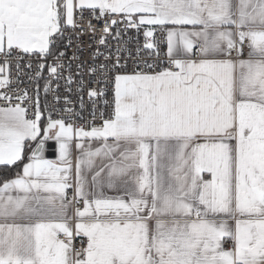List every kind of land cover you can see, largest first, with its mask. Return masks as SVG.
<instances>
[{
    "label": "snow or ice",
    "instance_id": "6c2138e0",
    "mask_svg": "<svg viewBox=\"0 0 264 264\" xmlns=\"http://www.w3.org/2000/svg\"><path fill=\"white\" fill-rule=\"evenodd\" d=\"M0 166V264H264V0H0Z\"/></svg>",
    "mask_w": 264,
    "mask_h": 264
},
{
    "label": "built area",
    "instance_id": "2783aa9c",
    "mask_svg": "<svg viewBox=\"0 0 264 264\" xmlns=\"http://www.w3.org/2000/svg\"><path fill=\"white\" fill-rule=\"evenodd\" d=\"M92 23L96 24V27H97V30H98V34H99L100 23L95 21V20H93ZM83 24H84L85 28H87V25H88L87 13H85V19L83 20ZM121 27H123V25H121ZM79 31H80L79 29L76 30V34L77 35L79 34ZM90 35L91 34L88 33V34H85L84 36L80 37V39L83 41V45H82V47H83V59L85 61H89L91 59V52L93 51V42L90 40ZM125 39L127 40L126 47L132 53V56L130 58L127 57V53H124L123 56L126 58V62L128 64V70H129V72H131L132 69L135 67V62H136V60L138 58L137 57V49L138 48L142 49V45H143V42H144V37H143L142 33L137 35L136 32H135V29H131L125 34ZM156 39L159 41V52H160L159 59L156 60L155 57L149 58L146 55V53H144L143 51L140 53V55L143 56L145 60H149V62H155V64H156L155 71H159L164 66L168 65V60H167V57L165 55V53H166V42H165L166 41V35H165V33L157 30ZM73 51H75L74 47L68 49V55L71 56ZM244 53H245L244 57H246L247 54H248V48L247 47H245ZM22 63H27V61L26 60L22 61ZM33 65L35 66V60H33ZM141 70L148 71V69L144 68L143 65L141 66ZM12 80H13V85H12L13 87L19 88L21 92H23L24 90H27L29 95L33 94L34 82H32V83L29 82L28 75H27V69H25L24 73L19 76V82H17V74L15 72V69H13ZM94 86L97 87V88L103 87V85H99V84L94 85ZM111 88H112V85L109 84L108 89H107V92H108L107 99L109 101V104H108L107 107L103 103V99L104 98H101L100 100L97 101V103H96V118H95V120H93V117H92V114H91L92 113V108H91L92 101L88 99L87 95H85V97H84V99H85V109L83 110V112H80L79 104L77 103L78 97L75 94H73L71 96V99L73 100V107L76 109V111L82 117V119L73 117V119L75 120V123L76 124L83 123V125L85 127H87L91 123H95V124L99 125V124L102 123L101 116H100L101 112H103L106 117L107 116H111L112 110H113V108H112L113 94H112ZM61 95H64L63 89H61ZM44 99H45L44 98V94H43V91L41 90V101H42V103H44ZM47 100L49 102H51V96H49L47 98ZM28 107L31 110V104H29ZM57 107H59V106H57ZM54 115H59V113L58 112L54 113ZM29 116H31V111L29 112ZM65 118H67V117H65ZM49 144H54V141H50ZM56 156H57V153H55V152H52V151H46L45 152V157L48 158V159H55ZM61 238L63 239V236ZM73 244H74V248L77 251H80L84 247H86V242L85 243H81V239L80 238H76L73 241ZM232 248H233V244L232 243L225 244V249L226 250H230Z\"/></svg>",
    "mask_w": 264,
    "mask_h": 264
},
{
    "label": "crops",
    "instance_id": "0c3cea01",
    "mask_svg": "<svg viewBox=\"0 0 264 264\" xmlns=\"http://www.w3.org/2000/svg\"><path fill=\"white\" fill-rule=\"evenodd\" d=\"M245 59H247L248 57L246 56V57H244ZM74 155H75V149H74ZM57 156H58V154H57ZM57 156H56V158L55 159H57ZM55 159H53V160H55ZM204 175V178L205 179H210L211 177H210V174H208V173H205V174H203ZM106 194L107 195H116V193H113V192H106ZM69 195H71V190H69ZM5 222H7V223H11V222H13L12 220H7V221H5L3 218H0V223H5ZM16 223H25L26 221H21V220H19V219H17L16 221H15ZM228 223H229V225H230V227H232L233 229H234V227H235V220H233V219H229L228 220ZM62 237V236H61ZM77 238H79V237H77ZM227 243H232L233 244V242H231L230 240L228 241V242H226V243H224V248H225V244H227ZM233 249V248H232ZM232 249H230V250H232ZM226 250V249H225Z\"/></svg>",
    "mask_w": 264,
    "mask_h": 264
},
{
    "label": "trees",
    "instance_id": "16d2710c",
    "mask_svg": "<svg viewBox=\"0 0 264 264\" xmlns=\"http://www.w3.org/2000/svg\"><path fill=\"white\" fill-rule=\"evenodd\" d=\"M20 169L16 168L15 166L10 169H5L2 166H0V183H2L5 179L13 178L16 171H19Z\"/></svg>",
    "mask_w": 264,
    "mask_h": 264
}]
</instances>
